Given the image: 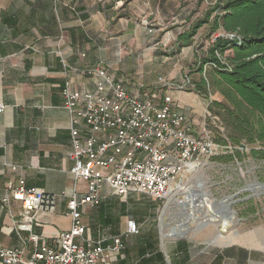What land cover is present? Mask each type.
<instances>
[{"label": "crops", "instance_id": "1", "mask_svg": "<svg viewBox=\"0 0 264 264\" xmlns=\"http://www.w3.org/2000/svg\"><path fill=\"white\" fill-rule=\"evenodd\" d=\"M198 9L196 0H0V241H8L0 248L32 252L29 233L12 227L22 224L21 203L2 200L11 181L56 197L51 210L36 215L33 233L41 244L55 243L71 227L74 162L63 88L69 82L73 91H94L86 70L104 67L142 100L170 95L190 133L198 132L189 115L200 99L193 82L203 75H188L187 67L199 55L204 26L190 42L182 38ZM188 79L192 88L181 90ZM77 189L83 195L85 183ZM180 197L121 196L105 185L101 203L83 209V239L107 247L121 238L113 264H264V229L230 231L213 216L212 200L192 206ZM128 221L136 233L128 232Z\"/></svg>", "mask_w": 264, "mask_h": 264}, {"label": "built area", "instance_id": "2", "mask_svg": "<svg viewBox=\"0 0 264 264\" xmlns=\"http://www.w3.org/2000/svg\"><path fill=\"white\" fill-rule=\"evenodd\" d=\"M85 73L95 79L94 91H73L69 82L63 88L71 118L69 157L74 162L75 187L67 204L71 227L60 233L55 243L41 244L39 235L33 233L36 215L51 210L56 197L11 181L2 200L6 205L12 200L21 203L22 228L30 235L32 252L1 247L0 264H113L114 256L124 247L121 238L107 247L83 239V209L101 203L103 187L107 185L121 196L143 193L166 199L172 193L182 195L187 189L180 175L222 148L205 126L190 133L186 115L175 108L170 95L159 103L142 100L100 65ZM189 85L188 79L179 88ZM4 108L0 104V112ZM80 123L85 132L77 126ZM79 182L85 183L83 195L78 194ZM184 200L183 196L177 198L180 203ZM127 225L129 233L137 232L134 221Z\"/></svg>", "mask_w": 264, "mask_h": 264}, {"label": "trees", "instance_id": "3", "mask_svg": "<svg viewBox=\"0 0 264 264\" xmlns=\"http://www.w3.org/2000/svg\"><path fill=\"white\" fill-rule=\"evenodd\" d=\"M196 2L198 7L205 2L210 6L182 38L190 42L198 29L211 26L208 38L213 37V41L198 56L201 58L198 72L203 77L193 84L194 90L204 97L213 92L223 97L222 101H212L210 106L225 125L224 133L215 141L222 147L229 143L237 147L231 158H241L244 149L240 148L259 144L261 148H252L250 153L253 158L264 160V0ZM218 31L233 38L217 35ZM228 51L231 54L225 57ZM214 158L222 160V157ZM253 202L254 199L245 202L248 208L243 215L256 213Z\"/></svg>", "mask_w": 264, "mask_h": 264}, {"label": "rangeland", "instance_id": "4", "mask_svg": "<svg viewBox=\"0 0 264 264\" xmlns=\"http://www.w3.org/2000/svg\"><path fill=\"white\" fill-rule=\"evenodd\" d=\"M209 6V3L205 2L199 7L198 20L203 18V14L206 12V10H208ZM210 27V25H204V27L199 30V49L202 52H204L210 45V38H208ZM217 35L224 34L222 31H218ZM224 36H231V38H233L230 34H225ZM200 51L199 55L202 53ZM230 54L231 51L226 52L225 57L229 56ZM200 59L197 57L196 59L192 60L191 64L187 67V70H189L187 72L188 75L198 72ZM207 67L209 68L211 66ZM200 78L201 77H199L198 80H200ZM189 79L190 81L192 80L190 77ZM190 88H192L191 84L189 87H184L181 90L187 91ZM199 95V104L198 106L193 105L194 112L189 115V118L194 120V123L198 126V129L202 126L207 127V129L216 139L217 136H221V133H224L225 125L222 119L213 113V110L210 109V106L212 101H222L223 97L218 92H213L209 95V97H204L201 94ZM236 148V146L229 143L226 147L223 146L217 154L203 157L199 166L185 171L182 173V175H180L179 180L185 182L186 189H190L187 193H185L186 195L182 194V196L185 197L183 203L192 205L190 202L187 203V195L189 194L197 196L198 199H200L199 196H202V198L207 197L209 198V202L211 200L221 201L224 196L236 195L232 200L238 199L239 201L234 206H232V210L235 211L237 215L232 221L228 223V228L230 231L239 229L240 232H244L249 228H254L261 233L262 229H264V198L256 196L250 198L254 199L253 205H256L257 211L253 215H243L242 212L244 213V210L248 208V204L246 205L243 203L248 200L247 197L250 192L240 191L242 188H245L247 184L260 182L257 177H260V174H264V160L253 158L252 154L250 153L252 148L259 149L261 146L259 144H255L240 148V150L244 149V151L242 150L243 154L241 158L236 156H232L231 158V155L235 154V151L237 150ZM214 157H222V160L219 162L218 160H215ZM258 203H262L261 206ZM197 204L202 205L201 199L197 202ZM20 211H22V209ZM13 225L14 226L12 227L16 229H20L19 225L22 226V224L18 222L14 223ZM0 243L2 245H8V241L4 240V237L3 241H0Z\"/></svg>", "mask_w": 264, "mask_h": 264}, {"label": "water", "instance_id": "5", "mask_svg": "<svg viewBox=\"0 0 264 264\" xmlns=\"http://www.w3.org/2000/svg\"><path fill=\"white\" fill-rule=\"evenodd\" d=\"M240 191L254 192L257 191L254 195L261 196L264 194V183L255 182L253 184H249L245 188H242ZM236 196V195H235ZM235 196H225L221 201H213L211 207L213 209V216L217 218V220L221 221L223 226L228 225L230 222L229 218L236 214L235 211L232 210V206L236 204L239 200H232ZM200 199L203 200L202 196H199ZM204 201V200H203ZM188 203V201H187ZM204 204H206L204 202ZM193 214H190L188 218H191Z\"/></svg>", "mask_w": 264, "mask_h": 264}, {"label": "bare ground", "instance_id": "6", "mask_svg": "<svg viewBox=\"0 0 264 264\" xmlns=\"http://www.w3.org/2000/svg\"><path fill=\"white\" fill-rule=\"evenodd\" d=\"M188 186V185H187ZM188 190H190L189 188L187 189V191L185 192V193H187L188 192ZM196 191V190H195ZM197 192V191H196ZM184 193V194H185ZM186 195V194H185ZM197 195V194H196ZM188 196V199H187V201L188 202H190L191 204H192V206H201L200 204H197V202L200 200V199H198V197L197 196H194V195H192V194H189V195H187ZM204 200V201H203ZM203 200L201 199V204H204V202L206 203V204H210V202H209V198H203ZM189 203V204H190ZM206 206V205H205ZM205 208V207H204ZM191 212V211H190ZM192 218V217H191Z\"/></svg>", "mask_w": 264, "mask_h": 264}, {"label": "flooded vegetation", "instance_id": "7", "mask_svg": "<svg viewBox=\"0 0 264 264\" xmlns=\"http://www.w3.org/2000/svg\"><path fill=\"white\" fill-rule=\"evenodd\" d=\"M263 162H264V161H263ZM257 178L260 180V182L263 181V182H261V183H264V174H262V175L260 174V177H257ZM248 185H249V184H247L246 186H248ZM252 193H253V194H252ZM255 193H256V192H250L249 195H248V197H247L248 200H249L250 198H253V197L255 196V195H254ZM222 197H223V196H222ZM224 197H225V196H224ZM256 197L264 198V194H262L261 196H256ZM243 204H245V203H243ZM234 205H235V204H234ZM234 205H233V206H234ZM241 205H242V204H241ZM236 215H237V213H236L235 215H233L232 217H230L229 220L232 221V220L235 218Z\"/></svg>", "mask_w": 264, "mask_h": 264}]
</instances>
